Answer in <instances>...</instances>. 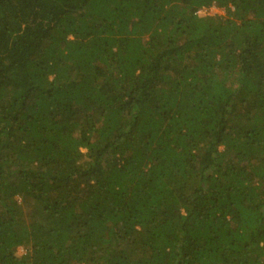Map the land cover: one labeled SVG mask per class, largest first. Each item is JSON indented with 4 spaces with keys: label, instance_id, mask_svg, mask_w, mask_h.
<instances>
[{
    "label": "trees",
    "instance_id": "obj_1",
    "mask_svg": "<svg viewBox=\"0 0 264 264\" xmlns=\"http://www.w3.org/2000/svg\"><path fill=\"white\" fill-rule=\"evenodd\" d=\"M0 264H264V0H0Z\"/></svg>",
    "mask_w": 264,
    "mask_h": 264
},
{
    "label": "rangeland",
    "instance_id": "obj_2",
    "mask_svg": "<svg viewBox=\"0 0 264 264\" xmlns=\"http://www.w3.org/2000/svg\"><path fill=\"white\" fill-rule=\"evenodd\" d=\"M201 14H208V15H220V16H223V17H226L227 13L224 9H220V8H217V7H210V8H204V9H201L200 11ZM25 253V249L20 247L18 249V254L19 255H23Z\"/></svg>",
    "mask_w": 264,
    "mask_h": 264
}]
</instances>
